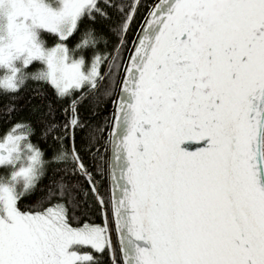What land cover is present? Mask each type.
Segmentation results:
<instances>
[{
    "label": "snow or ice",
    "instance_id": "snow-or-ice-1",
    "mask_svg": "<svg viewBox=\"0 0 264 264\" xmlns=\"http://www.w3.org/2000/svg\"><path fill=\"white\" fill-rule=\"evenodd\" d=\"M0 264H264V0H0Z\"/></svg>",
    "mask_w": 264,
    "mask_h": 264
}]
</instances>
